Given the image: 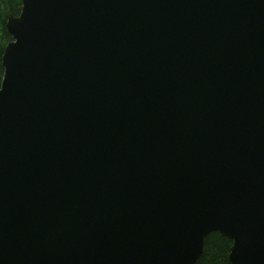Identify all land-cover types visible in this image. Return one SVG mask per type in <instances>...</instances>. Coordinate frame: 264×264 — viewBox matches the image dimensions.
I'll return each instance as SVG.
<instances>
[{
	"label": "water",
	"instance_id": "1",
	"mask_svg": "<svg viewBox=\"0 0 264 264\" xmlns=\"http://www.w3.org/2000/svg\"><path fill=\"white\" fill-rule=\"evenodd\" d=\"M20 2L0 264H264V0Z\"/></svg>",
	"mask_w": 264,
	"mask_h": 264
},
{
	"label": "trees",
	"instance_id": "2",
	"mask_svg": "<svg viewBox=\"0 0 264 264\" xmlns=\"http://www.w3.org/2000/svg\"><path fill=\"white\" fill-rule=\"evenodd\" d=\"M20 10V0H0V86L4 75L2 55L5 46L12 39L7 31L6 13L11 12L13 15H17ZM231 246V239L218 232H212L205 238L203 254L197 264H231L229 261Z\"/></svg>",
	"mask_w": 264,
	"mask_h": 264
}]
</instances>
